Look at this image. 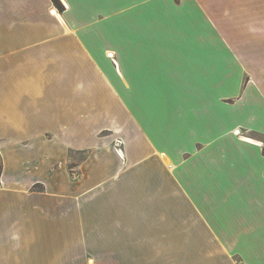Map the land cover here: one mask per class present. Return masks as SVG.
<instances>
[{
  "label": "crops",
  "instance_id": "obj_1",
  "mask_svg": "<svg viewBox=\"0 0 264 264\" xmlns=\"http://www.w3.org/2000/svg\"><path fill=\"white\" fill-rule=\"evenodd\" d=\"M59 1L0 0V264H264V0Z\"/></svg>",
  "mask_w": 264,
  "mask_h": 264
},
{
  "label": "rangeland",
  "instance_id": "obj_2",
  "mask_svg": "<svg viewBox=\"0 0 264 264\" xmlns=\"http://www.w3.org/2000/svg\"><path fill=\"white\" fill-rule=\"evenodd\" d=\"M115 22H117L119 25H121L122 24V21L119 19V20H117L116 18H115ZM124 23H128V24H130V25H133V27L134 28H136V26L138 25V17H137V15H135V14H133V15H131L130 17H129V19L128 20H126ZM154 23L155 22H153L152 20L150 21V19H146V24L148 25V24H153L154 25ZM160 24H163V22L162 23H160ZM1 28H3V26H0ZM114 33H116V32H114ZM110 52H113V51H108L107 52V54L108 53H110ZM114 53V52H113ZM109 56V55H108ZM111 57H113L114 56V54L113 55H110ZM1 139H5V138H0V140ZM7 139V138H6ZM117 141V140H116ZM114 143H116V144H114ZM113 145L115 146V149H117V148H120L119 146H120V141H118V142H113ZM81 161V157L80 156H78V155H76L75 157H74V159H73V161H71V162H69L68 163V168H67V175L70 177V179H75L76 177H77V168H79V162ZM1 166H2V157H1V154H0V172H1ZM10 188H15V186L13 185V186H10ZM29 190L30 191H33V192H38V191H43V186H42V184H33V185H31L30 186V188H29Z\"/></svg>",
  "mask_w": 264,
  "mask_h": 264
},
{
  "label": "trees",
  "instance_id": "obj_3",
  "mask_svg": "<svg viewBox=\"0 0 264 264\" xmlns=\"http://www.w3.org/2000/svg\"><path fill=\"white\" fill-rule=\"evenodd\" d=\"M52 1L59 9L62 7V5H61L59 0H52Z\"/></svg>",
  "mask_w": 264,
  "mask_h": 264
},
{
  "label": "bare ground",
  "instance_id": "obj_4",
  "mask_svg": "<svg viewBox=\"0 0 264 264\" xmlns=\"http://www.w3.org/2000/svg\"><path fill=\"white\" fill-rule=\"evenodd\" d=\"M56 13V12H55ZM56 15H57V13H56ZM114 53L113 52H110V55H113Z\"/></svg>",
  "mask_w": 264,
  "mask_h": 264
},
{
  "label": "snow or ice",
  "instance_id": "obj_5",
  "mask_svg": "<svg viewBox=\"0 0 264 264\" xmlns=\"http://www.w3.org/2000/svg\"><path fill=\"white\" fill-rule=\"evenodd\" d=\"M56 13H55V10L53 11V15H55Z\"/></svg>",
  "mask_w": 264,
  "mask_h": 264
}]
</instances>
